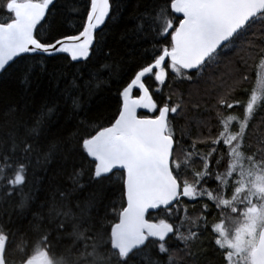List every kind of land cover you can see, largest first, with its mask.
<instances>
[{"label":"snow or ice","instance_id":"6c2138e0","mask_svg":"<svg viewBox=\"0 0 264 264\" xmlns=\"http://www.w3.org/2000/svg\"><path fill=\"white\" fill-rule=\"evenodd\" d=\"M58 4L0 0V84L23 89L0 107V264H209L206 234L222 264H264V0H138L129 60L103 35L118 0H85L75 31ZM112 83L116 112L89 117Z\"/></svg>","mask_w":264,"mask_h":264},{"label":"trees","instance_id":"16d2710c","mask_svg":"<svg viewBox=\"0 0 264 264\" xmlns=\"http://www.w3.org/2000/svg\"><path fill=\"white\" fill-rule=\"evenodd\" d=\"M85 0H59L58 10L55 15L54 20V31H75L76 27L79 26L80 20L77 18L76 13L73 12L74 8L83 11V5ZM120 6V15L122 16L121 22L117 25L112 22L109 23L108 27L105 28L103 35L106 38L107 44L111 47L113 51V56L116 59L124 58L125 60L129 59H138L139 52L138 50H134L132 45L129 44L128 40L122 39V33L125 30V26L131 27L132 21L130 17L137 10L138 0H118ZM6 16L2 10H0V20L5 19ZM129 53H133L132 57H129ZM246 73L249 75V82L246 83L245 87L252 88L256 83V72L259 69L256 67L254 63L251 67L244 69ZM131 73H129V76ZM127 78V77H126ZM149 83H152L149 81ZM48 85L45 82L40 91L36 94L35 104L33 107L35 109H39L43 102V98L45 96V90ZM119 87L116 83H112L110 85L111 90H103L99 92L89 103V112L87 115L96 120L107 122L108 118L111 117L117 110L118 107V97L116 94V89ZM176 89V95H173V100L179 99V93H187L189 91V85L187 83H177L174 85ZM192 91H195V88H192ZM23 89L22 86L16 80L6 81L3 84H0V107H3L8 103H16L21 101ZM169 94V89L167 87L164 88V95ZM157 99H163V96H156ZM195 99V97H194ZM203 110L201 109L200 113L190 111L189 119L193 121V123L186 129V131L191 132V136L195 139L201 132L199 128H197L195 121L199 119H207L206 114H202ZM143 115V114H142ZM148 115H151L150 113ZM184 121L181 120L180 124L184 125ZM252 129L255 134L252 137L253 142H255L256 138L262 134H264V110H258L256 113L254 120L252 121ZM206 131V130H205ZM191 141H189L190 143ZM204 147V146H199ZM155 215V213H153ZM211 220V217H210ZM205 247L208 248V260L209 264H222L221 257L219 252L215 250L214 244L210 243L212 240L211 235H205L201 238Z\"/></svg>","mask_w":264,"mask_h":264},{"label":"water","instance_id":"95a60500","mask_svg":"<svg viewBox=\"0 0 264 264\" xmlns=\"http://www.w3.org/2000/svg\"><path fill=\"white\" fill-rule=\"evenodd\" d=\"M138 114H149V113H147V111L146 110H144V109H140V110H138Z\"/></svg>","mask_w":264,"mask_h":264}]
</instances>
